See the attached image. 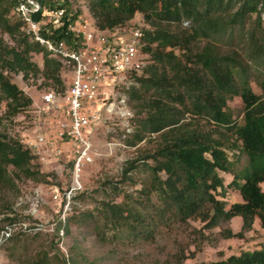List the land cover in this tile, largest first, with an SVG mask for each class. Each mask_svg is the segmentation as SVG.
I'll return each mask as SVG.
<instances>
[{"label": "trees", "instance_id": "1", "mask_svg": "<svg viewBox=\"0 0 264 264\" xmlns=\"http://www.w3.org/2000/svg\"><path fill=\"white\" fill-rule=\"evenodd\" d=\"M74 1L43 3L48 10L62 8L64 15L72 13L74 19L82 13L79 8L74 10ZM88 1L99 29L125 25L137 12L150 25L143 29L142 46L149 63L134 74L137 85L126 90L146 107L134 140L128 143L134 145L157 134L156 146L140 157L150 171L138 191L143 196L139 202L143 211L124 202H102L103 222L143 241L154 237L157 226L174 233V246L162 264H185L196 254L190 247L199 250L210 238L206 230L217 228L218 237L227 239L245 237L256 219L264 228V91H254L249 67L241 62L242 58L252 63L264 60V0ZM15 5L16 0H0V29L16 37L12 46L0 38V93L10 114L31 105L32 98L11 81L8 72L22 73L24 79L40 74L60 90L65 86L60 61L25 34L20 18L10 15ZM50 30L42 34L67 42L72 39L65 24ZM221 42L229 46L227 51ZM241 44L242 51L237 48ZM32 53L42 54L41 67L32 60ZM234 98L241 100L240 107L230 105ZM135 161L127 160L123 177L130 178ZM10 166L16 177H45L20 139L0 131V192L15 187ZM223 174L230 175L227 182ZM230 190L237 192L239 200L229 202ZM80 214V221L94 217L91 211ZM235 216L241 218L237 231L231 226ZM192 221L201 222L200 227ZM102 238L97 233V240ZM41 259L30 264H40ZM68 263L80 264L73 255ZM191 264H264V246Z\"/></svg>", "mask_w": 264, "mask_h": 264}, {"label": "rangeland", "instance_id": "2", "mask_svg": "<svg viewBox=\"0 0 264 264\" xmlns=\"http://www.w3.org/2000/svg\"><path fill=\"white\" fill-rule=\"evenodd\" d=\"M72 7L81 9V16L89 22L92 20L88 0H76L72 2ZM10 15L16 17L12 13ZM262 16L264 18V11ZM13 17H10V21ZM131 22L143 29H150L143 14L139 12L134 14ZM0 38L11 46L16 43V37L8 35L1 29ZM219 45L223 50H228V45L222 42ZM237 48L242 51L244 44ZM32 60L40 67L42 66L41 53H32ZM241 62L249 67L247 72L252 88L256 93L261 94L264 91V60L260 63H252L242 58ZM8 75L12 82L32 98V104L10 114L7 109V100L0 93V131L24 140V137L32 131L33 114L31 112L34 105L40 103L43 91L50 88L60 90V86L40 74L27 79L23 78L22 73L8 72ZM61 75L66 83L68 75L65 73ZM116 87L117 93L103 101L104 103L114 98L118 99V94H124L118 85ZM108 88L112 91L114 85L109 84ZM140 92L142 93L143 89H140ZM124 95L126 108L134 115V125L130 132H126L124 120L107 119L103 116L98 127L93 131L92 143L95 158L82 171L83 189L75 199L77 208H74V211L62 214L63 202L60 197L67 188L70 177V163L67 158L52 160L48 163L35 160L41 172L45 174V177L39 180H31L23 176L16 177V173L10 166L15 187L0 192V264H30L33 259L38 261L40 258L43 259L40 264H69L70 255L77 258L80 264L91 261L95 264H162L166 253L174 246L172 243L174 233L162 226H157L154 229V237L143 241L140 238L131 237L126 232L113 229L110 224H105L99 212L101 203L107 201L124 202L127 203V205L124 204L125 206L143 211L139 204L143 196L138 191L143 181L149 177L150 171L140 157L145 151H150L156 146L157 134L147 135L134 145L128 143L129 140H134L133 135L139 129L138 120L145 115L146 107L139 98H130L127 92ZM229 103L234 107L241 106L239 98H234ZM131 124H133L132 121ZM131 159H136V166L129 172L128 179L122 176V170L127 160ZM223 175L227 182L230 175ZM261 187L264 189V182ZM57 194L59 197H56ZM229 196V202L239 200L236 191L230 190ZM86 211H91L94 217L78 220L81 217L80 213ZM59 215H64L68 225L61 226L57 232L55 223ZM70 216L73 217L67 222ZM94 224L98 225V229L93 228ZM192 224L200 227L201 222L192 221ZM231 225L233 230H239L240 225L237 226L236 219L232 220ZM6 226H10L8 236L2 234ZM217 232V228L206 230L205 233H208L210 238L203 242L199 250L193 246L190 247V250H195L196 254L192 258H187L185 264L201 260L225 259L243 250L260 248L252 247L255 244H264V228L262 229L258 222L243 234L245 237L223 239L218 237ZM97 233H100L103 241L97 240ZM207 243L215 246L209 247ZM111 249L114 253H106L108 250L112 251ZM44 252H46L45 258Z\"/></svg>", "mask_w": 264, "mask_h": 264}, {"label": "built area", "instance_id": "3", "mask_svg": "<svg viewBox=\"0 0 264 264\" xmlns=\"http://www.w3.org/2000/svg\"><path fill=\"white\" fill-rule=\"evenodd\" d=\"M43 1L16 0L11 13L22 20V29L31 40L60 61L69 80L66 83L64 80L66 85L61 90L43 91L40 103L31 112L32 131L20 141L38 162L60 158L69 161V183L60 197L64 214L77 208L75 199L83 189L82 171L95 158L93 131L103 116L124 120V130L131 131L134 115L126 108L124 94L132 85H137L134 74H140L149 60L142 50L141 26L130 21L102 30L93 18L89 22L79 14L72 19V13L64 15L62 8L48 10ZM63 24L72 33L70 42L42 34V30L52 33L50 27L54 29ZM109 84L114 85L112 91ZM117 85L124 94L104 103L117 93ZM64 218V215L58 216L57 232ZM9 230L10 226H6L2 234L8 236Z\"/></svg>", "mask_w": 264, "mask_h": 264}, {"label": "crops", "instance_id": "4", "mask_svg": "<svg viewBox=\"0 0 264 264\" xmlns=\"http://www.w3.org/2000/svg\"><path fill=\"white\" fill-rule=\"evenodd\" d=\"M262 184V183H261ZM237 220V226H239L240 225V223H241V218L239 217V216H235V217H233L232 218V220L234 221V220ZM232 220H231V222H232ZM256 222H258V220L256 219L255 220V222L254 223H256ZM258 224H259V222H258ZM232 226V225H231ZM260 226V225H259ZM263 229V228H262ZM235 231V230H234ZM242 239H244V238H242ZM262 246H264V244H259V245H257V244H255L254 246H252V247H262Z\"/></svg>", "mask_w": 264, "mask_h": 264}]
</instances>
